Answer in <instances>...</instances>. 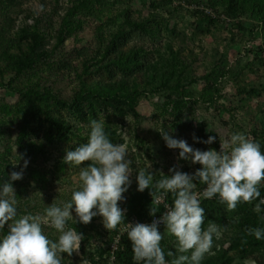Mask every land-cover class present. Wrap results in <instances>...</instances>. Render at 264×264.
Masks as SVG:
<instances>
[{"label": "rangeland", "instance_id": "obj_1", "mask_svg": "<svg viewBox=\"0 0 264 264\" xmlns=\"http://www.w3.org/2000/svg\"><path fill=\"white\" fill-rule=\"evenodd\" d=\"M229 1L0 0V183L29 161L23 178L12 182L18 215L71 198L79 168L63 157L87 142L91 119H105L109 138L125 144L132 160V184L118 202L125 223H152L150 190H137L140 169L159 179L172 168L193 174L201 167L169 149L160 128L202 151H219L231 133L244 132L264 151V0H235L237 9ZM121 85L128 98L117 93L110 100L96 91ZM27 90L52 96L24 95ZM209 136L216 137L211 145L194 139ZM194 183L195 191L205 187ZM257 202L229 210L217 198L201 201L202 227L220 229L201 264L226 258L264 264V239L245 253L231 250L244 229L264 228V212L253 210ZM102 221H68L84 239L71 257L62 253L63 264H106L122 225L108 230ZM159 230L171 260L175 238L165 225Z\"/></svg>", "mask_w": 264, "mask_h": 264}, {"label": "clouds", "instance_id": "obj_2", "mask_svg": "<svg viewBox=\"0 0 264 264\" xmlns=\"http://www.w3.org/2000/svg\"><path fill=\"white\" fill-rule=\"evenodd\" d=\"M74 123L80 126L78 121ZM86 127L87 142L74 150H65L63 163L69 168H79V185L62 205L52 203L42 213L18 215L19 200L12 182L23 178L29 163L27 159L20 171H12L7 180L0 183V264H63L62 253L71 257L79 251L84 239L76 228L68 226V221L88 224L96 216L103 218L108 230L122 225L121 234L127 233L131 241L133 264H201L213 247L214 237L220 235L215 223L208 224L206 229L202 227L205 220L202 200L217 198L229 210L236 209L240 203L258 201L253 210L258 214L264 212L261 196L264 151L260 142L237 131L221 143L219 151H202L160 128L158 131L169 149H179L180 159L201 167L193 174L172 168L169 169L171 175L162 173L159 179L147 169H140L136 177L137 190H150L155 205L150 215L155 216L158 206L169 194L173 200L170 204L164 203L162 216L150 224L125 223L124 210L118 202L125 199L123 194L132 184V160L128 158L127 146L111 141L103 118L91 119ZM194 139L211 145L216 137L209 136L203 141ZM85 161L90 163L82 167ZM194 181L205 185L202 191H195ZM160 224L165 225L167 234L176 241V252L167 253L171 260L166 259L161 246L164 232L159 230ZM46 228L54 229L57 238H49ZM248 232L258 240L264 239V228H249Z\"/></svg>", "mask_w": 264, "mask_h": 264}, {"label": "trees", "instance_id": "obj_3", "mask_svg": "<svg viewBox=\"0 0 264 264\" xmlns=\"http://www.w3.org/2000/svg\"><path fill=\"white\" fill-rule=\"evenodd\" d=\"M229 6L230 7H234L237 9V4L235 2V0H230L229 1ZM259 57L262 59V61L264 62V50H261V52L259 53ZM96 91L100 93V95H103L104 97H106L107 99L113 100V99H118L119 97H125L128 98L129 94H128V88L126 86H118L114 89H108V88H96ZM120 95L119 97L117 96L118 94ZM24 95H32L34 97L37 98H44L47 96H52V92H45L44 94H38L32 90H27L24 92ZM165 203H171V195L168 196V198H166V200L164 201ZM152 207H155L154 204H152ZM163 212V207L162 206H158V212L155 214V216L150 215V219H152L153 217H158L162 214ZM250 228H254V227H250ZM238 242H236L235 246L231 248V250L233 251H237L238 253H245L246 249H248V247H254V245L259 244L258 239H256V237L254 235H250L248 232V229H244L243 232H241V234H239V238H238ZM109 257L108 256V260L106 262V264H110L109 261ZM114 263L113 264H126L128 263L130 260H132V248H131V241L128 239L127 237V233H124L121 237L120 240L117 244V249L114 252ZM232 260L229 258H226L224 260H222L219 263L216 262H212V261H206L203 264H231Z\"/></svg>", "mask_w": 264, "mask_h": 264}, {"label": "built area", "instance_id": "obj_4", "mask_svg": "<svg viewBox=\"0 0 264 264\" xmlns=\"http://www.w3.org/2000/svg\"><path fill=\"white\" fill-rule=\"evenodd\" d=\"M164 203L165 202H163V203H161L159 206H162L163 207V212L165 211V209H164ZM162 212V213H163ZM159 217H153L152 218V221L154 220V219H158ZM123 234H121V232L119 233V235L117 236V238H115L114 239V242L112 243V245H111V256L109 257V261H110V264H113L114 263V261H115V259H113V257H114V252L116 251V249H117V244H118V242H119V240H120V237L122 236Z\"/></svg>", "mask_w": 264, "mask_h": 264}]
</instances>
